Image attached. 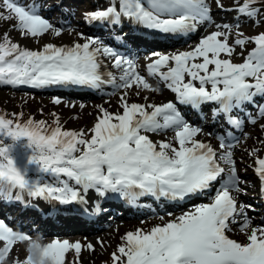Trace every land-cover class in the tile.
Returning <instances> with one entry per match:
<instances>
[{
    "label": "snow or ice",
    "instance_id": "1",
    "mask_svg": "<svg viewBox=\"0 0 264 264\" xmlns=\"http://www.w3.org/2000/svg\"><path fill=\"white\" fill-rule=\"evenodd\" d=\"M212 2L221 10L236 12L237 17L257 23V17L264 18V0H235L236 6L227 9L221 0H108L104 7L85 13V19L113 27L127 19L160 33L187 35L205 23L215 24ZM42 7L36 0L31 4L0 0V20H14L15 29L23 37L39 38L46 33L60 36L64 29L42 16ZM233 27L236 39L230 43ZM215 29L190 50L147 55V77L139 71L140 65L130 52L124 54L80 32L75 34L82 43H46L40 50L20 47L5 33L0 39V84L33 89L87 87L97 91L111 86L122 90V111L109 112L97 105L99 114L87 131L64 130L58 117L56 126L49 131L43 120L29 118L21 124L0 115V195L7 197L18 189L16 200L26 193L34 199L70 205L85 204L89 190L101 198L115 195L129 204L143 197L184 201L212 193L208 203L195 205L179 215L169 212L172 219L150 230L126 232L122 243L111 253L112 264H264V225L251 226L246 211L251 205H238L237 201V194L244 191L233 158V148L239 141L228 129L215 135L218 147L197 139L199 135L213 134L190 124L178 108L186 105L197 109L213 103L217 105L213 116L222 115L225 124L234 130L245 123L240 115L245 105L256 106L254 115L245 113L248 123L264 119V104L255 100L257 96L264 97V32L247 37L240 31L239 20L234 25L215 24ZM117 39L123 37L118 35ZM248 42L255 47L243 56ZM237 46L243 56L241 63L232 61ZM108 64L119 75L106 70ZM148 77L174 93L175 102L130 103L129 90H134L136 96L144 91H160ZM143 99L148 101L149 97ZM53 102L60 104L61 99L54 97ZM260 128L264 130V124ZM169 130L174 132L171 140L153 142L147 135ZM89 133L90 138H86ZM247 135L244 133L245 138ZM6 138L13 142L27 139L33 151L29 160L39 165L41 175L30 179L15 166L7 154ZM257 151L253 149L249 155L255 156ZM255 172L264 194V157H256ZM216 182L219 184L213 191ZM237 217L242 220L240 231L246 234V243L226 234L237 223ZM159 218L163 220V216ZM43 239L39 232L31 237L0 219V264H4L18 241ZM98 243L103 245V241ZM83 247L94 250L91 243L83 246L79 241L52 239L43 244L41 260L65 264L69 250H74L79 258ZM13 264H32V260L26 251V257L17 256Z\"/></svg>",
    "mask_w": 264,
    "mask_h": 264
},
{
    "label": "rangeland",
    "instance_id": "2",
    "mask_svg": "<svg viewBox=\"0 0 264 264\" xmlns=\"http://www.w3.org/2000/svg\"><path fill=\"white\" fill-rule=\"evenodd\" d=\"M21 2H23L21 0ZM26 2L31 3V0H26ZM224 8L235 7V0H221ZM82 6L83 4L80 3ZM213 11H221L222 15L226 18V22L235 24L237 20L240 23V31H245L246 34L255 36L259 34V30H263L264 32V18L257 17L260 20L257 23L255 20H250L246 17H237V13L234 11H225L216 7L215 3H211ZM85 9V7H84ZM81 14V9L79 10ZM79 15V14H78ZM61 15L58 14V11L48 12L47 19L53 20L55 23L58 17ZM79 17H81L79 15ZM74 21H69L66 23L65 27H62L64 31L60 36H53L51 33H46L42 37L33 38V37H23L20 35L19 31L15 29V21H3L0 20V39H2L5 33L8 34L9 38L12 42L17 43L20 47L28 48L30 50H40L42 46L46 43H53L54 45H60L65 41H71L76 37L77 32L83 33L79 24L75 21L77 20V15L73 17ZM220 21V20H219ZM76 23V24H75ZM56 26L55 24H53ZM81 26V25H80ZM59 27V26H58ZM73 30V31H69ZM216 30V29H215ZM213 29L202 28L195 38V43H198L199 40L208 35ZM236 29L233 27L232 35L230 36V43L236 39L235 36ZM67 34V35H66ZM66 35V36H65ZM65 36V37H64ZM85 37H88L84 34ZM78 39H80L77 36ZM69 46V45H67ZM255 47L254 43L248 42L243 50V56H246L251 49ZM241 49L237 46L236 54L232 56V61L235 63L243 62V56L239 53ZM223 55V54H222ZM212 66H210L211 68ZM150 83L158 86L161 90V83H157V81L151 80ZM9 87V91L7 89ZM0 86V113L7 118L12 119L14 123L19 122L21 124L25 123L29 118L34 119L35 121L43 120L46 122V126H56L54 121L56 117L59 118V122L64 130H76L79 131L81 129L88 130L90 129L95 121L96 117L99 114L97 105H102L109 112L122 111L119 107V95L122 90L112 89L105 97H95L90 96L87 98H79L76 96H64L62 91L51 89L46 90L43 89H33L27 86L14 87L11 85L8 86ZM116 92L115 95L111 93ZM144 96H148V101L143 99ZM162 94H157V92H148L144 91L140 96H136L134 90H129L128 101H132L134 103H156L160 104L164 97ZM54 97H59L61 99L60 104H56L53 102ZM168 97V96H167ZM166 97V98H167ZM107 101V103H106ZM84 105V107H81ZM55 114V116L53 115ZM264 124V119H259L256 124H250L243 131L247 133V138L244 137L243 142L233 149V155L235 156L236 167L238 170V175L240 177L241 182L245 183V185L241 186L244 189L242 193L237 194V197L243 201V197H246L249 202L252 199L254 194L249 188L250 183L253 181L252 179V165L256 157H260L264 153V130H261L260 125ZM168 131L160 132V133H148L152 138L160 140H171ZM86 138H90V133ZM28 144V143H27ZM29 147V146H27ZM253 149H258L255 156H250L249 152ZM29 150V148H28ZM30 153V152H29ZM21 170H25L24 167H21ZM36 176H39V173H35ZM28 178H31L30 174H27ZM247 184V185H246ZM241 204H244L243 202ZM247 205V204H244ZM249 209H246V211ZM164 214V213H162ZM248 216L251 219L257 218L256 212L252 211L251 213L247 211ZM4 214H0L1 216ZM159 215V214H158ZM158 215H142L139 218H130L127 220H137L136 222L131 223L132 221L125 220L124 224L120 225L115 231L108 233L107 229H103L96 233L98 237L97 240L85 241L81 243L83 246L91 243L94 247V250H88L86 247L82 248L79 258L76 257L74 250H69L65 254V264H76L77 259L79 260V264H112L111 253H113L117 246L122 243L121 237L128 231H134L137 228H141L144 230H150L153 226L159 225L163 222V220L167 219L166 215L163 216V220H161ZM155 219V220H153ZM141 221H145V223H141ZM255 222V226L260 225L257 220H253ZM231 230L235 231L234 234L241 236L244 232L240 231V228L235 227V225H231ZM36 236V235H35ZM31 236V237H35ZM44 243L50 242L52 239H67L70 242L79 241V237L67 236L66 238L61 236H44ZM98 241H103V245L98 243ZM0 247H2V242H0ZM20 259H24L26 257V242L18 241L14 246L13 250L10 251L8 258L4 261V264H13L16 257Z\"/></svg>",
    "mask_w": 264,
    "mask_h": 264
},
{
    "label": "bare ground",
    "instance_id": "3",
    "mask_svg": "<svg viewBox=\"0 0 264 264\" xmlns=\"http://www.w3.org/2000/svg\"><path fill=\"white\" fill-rule=\"evenodd\" d=\"M212 19H213V21L215 22V24H221L222 22H225V17H224V15H222V13H221V11H217V13H216V16H212ZM220 20V21H219ZM214 24V25H215ZM213 30H215V27H213ZM67 35V34H66ZM65 35V36H66ZM64 36V37H65ZM74 42H77V36L73 39V40H71L70 42L69 41H65V42H63V43H61L60 45H58V46H64V45H69V46H71ZM43 47V46H42ZM112 69L113 68H111V65L110 64H108L107 65V68H106V70H109V71H112ZM169 91H165L164 92V94L166 95V96H168L169 95ZM166 99H168V98H166ZM130 103H132V101H129ZM148 135V134H147ZM149 138L152 140V141H154V139L149 135ZM92 191H94V190H89L87 193H89V192H92ZM108 196H113L112 194H109ZM108 196H106V197H108ZM105 198V197H104ZM102 200H103V198H101V197H99L97 194H96V200H95V202L93 203V205H92V203H90L91 201H92V199H88L87 200V202H86V204H89L90 203V206H92V207H94V208H100V205H101V202H102ZM46 210H47V208H45ZM171 213H172V211H170ZM36 214H40V213H43V211H41V210H37L36 212H35ZM92 213H94V211L92 210ZM169 213V212H168ZM179 214H181V213H177V214H175V215H179ZM170 219H172V217H170V216H168L167 217V219L166 220H163V222L161 223V224H163L164 222H167L168 220H170ZM153 220H155V219H153ZM137 220H134V221H132L131 223H133V222H136ZM125 222L124 221H121L120 223H118V224H109V225H107L106 227H104V228H100L101 230H105V229H107L108 231V233H110V232H113V231H115L117 228H119V226L120 225H122V224H124ZM161 224H159V225H161ZM252 226V225H251ZM84 228L86 229L85 230V232H82L83 233V235H86V236H82L80 239H79V242L80 243H84L85 241H92V240H97L98 239V237L96 236V233L98 232V231H101L100 229H97V230H93V228H90V226L89 225H85L84 226ZM90 228V229H89ZM89 229V230H88Z\"/></svg>",
    "mask_w": 264,
    "mask_h": 264
},
{
    "label": "trees",
    "instance_id": "4",
    "mask_svg": "<svg viewBox=\"0 0 264 264\" xmlns=\"http://www.w3.org/2000/svg\"><path fill=\"white\" fill-rule=\"evenodd\" d=\"M2 85V84H0ZM2 115V113H0ZM27 139L21 138L18 141L13 142L10 138H6L4 143L8 147V156L11 158L15 166L19 169L20 166H29L30 169L38 167V164L31 163L29 158L32 156L29 155L27 150ZM20 170V169H19ZM21 171V170H20Z\"/></svg>",
    "mask_w": 264,
    "mask_h": 264
},
{
    "label": "clouds",
    "instance_id": "5",
    "mask_svg": "<svg viewBox=\"0 0 264 264\" xmlns=\"http://www.w3.org/2000/svg\"><path fill=\"white\" fill-rule=\"evenodd\" d=\"M39 244L40 247L36 245ZM44 241L43 240H33L26 242V251L28 255L31 257L32 264H51V261L48 259L41 260V250L43 247Z\"/></svg>",
    "mask_w": 264,
    "mask_h": 264
}]
</instances>
